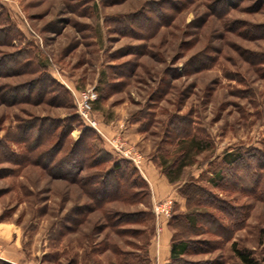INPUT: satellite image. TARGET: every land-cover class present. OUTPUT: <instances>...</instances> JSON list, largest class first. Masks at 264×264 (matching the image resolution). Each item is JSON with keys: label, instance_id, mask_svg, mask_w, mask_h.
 Returning <instances> with one entry per match:
<instances>
[{"label": "rangeland", "instance_id": "1", "mask_svg": "<svg viewBox=\"0 0 264 264\" xmlns=\"http://www.w3.org/2000/svg\"><path fill=\"white\" fill-rule=\"evenodd\" d=\"M68 86L97 94L92 118L123 150L141 155L142 169L85 126ZM81 136L88 153L110 161L77 171L88 153L68 149ZM196 140L207 147L192 148ZM258 149L264 0H0V264H151L162 220L190 242L173 264H245L234 244L264 264V199L212 181L220 167L233 168L225 153L240 152L246 165ZM114 161L140 179L123 199L99 204L117 193V173L98 195L103 179L95 172ZM147 165L167 175L186 205L154 197ZM193 178L206 193H193L188 206L180 187ZM133 192L141 193L134 199ZM211 193L241 214L240 228L230 230L224 212L199 204ZM167 198L171 216H158L155 202Z\"/></svg>", "mask_w": 264, "mask_h": 264}, {"label": "trees", "instance_id": "2", "mask_svg": "<svg viewBox=\"0 0 264 264\" xmlns=\"http://www.w3.org/2000/svg\"><path fill=\"white\" fill-rule=\"evenodd\" d=\"M16 59V58H15ZM83 122L84 120L81 119ZM186 121V119H185ZM85 126L86 123L84 122ZM92 128L93 130L97 131L96 129H94L91 126H87ZM98 132V131H97ZM53 134V131L51 132ZM184 133H186V135H188L187 137H189L191 131L188 130V128H186V130H184ZM184 135V136H186ZM48 139H50L52 136L48 135ZM187 137L183 138L182 140H180V142H183V140L187 139ZM45 140V135L40 132V135L38 137V143H42V141L44 142ZM179 142V143H180ZM83 146L86 150V152H92L93 150L88 146V144L86 143V140L84 139V136H81L79 140L75 141L71 148L68 149V155H73L75 153V151H77L78 147ZM57 147V146H56ZM55 147V148H56ZM195 149H204L207 147V143H205L202 140H196L194 141V144L192 146V148ZM58 148V147H57ZM56 148V149H57ZM60 148V147H59ZM102 150L96 151V152H101ZM190 151L191 149H188V151H186L180 158V161H182V163H184V161L187 160V157L190 156ZM53 151H47L45 152L46 157L49 160V163L51 161V164L53 163V159H52V154ZM255 154H259V156L257 157V159H255L256 161L252 164H244L245 163V158L244 156L240 153H234V152H230V153H225L224 157H223V163L225 162V164L229 165L230 167L233 168H229V170L227 172H225L223 169V167H220L218 170L215 171V176L213 178V182L214 184H216V186H218V188L222 189V190H228V189H234V190H241V191H247L249 192V194H253V196L259 198V199H264V183H263V179H264V150H255ZM92 153H88L86 154V156L83 157V162L85 161V163H82L78 165V170H83V168H93V167H98L99 165H103L105 163H107L108 161H110L111 156H107L105 155V158H96L94 156H92ZM68 159V158H67ZM89 161V162H88ZM59 164L56 165V168H59L61 166V162H58ZM72 163H74V161H72ZM50 164V165H51ZM54 165V164H53ZM127 163L125 162H121V161H114L110 167V169L108 170V172H102L101 169H99L97 172H95V175H97L96 178L98 179H103V184L101 187H98V189L94 192L95 194L100 195V191H103L105 189V183H106V177L108 174H110L111 171H114L117 173V179H116V191L117 193H110L109 195H107V197L105 198H101L100 200H98L99 204L105 202L106 200H109L110 198H122L123 196L127 195V188L128 190L133 187L136 186L137 182L136 180L139 181L140 178H136L131 180V176L135 173H138L137 170L134 168L132 170H129L127 167ZM228 169V168H227ZM224 171V172H222ZM250 171L251 174L248 177L247 173ZM263 178V179H262ZM125 179H127L129 181V183L127 182V185L124 184ZM193 182L190 183H185L183 186L180 187V192L185 195L188 198V206H190V200H191V195L193 193H195L196 195H203L206 192L204 191V189H200L199 187V183L198 178H193ZM249 181H251L250 183L252 184V190H248L247 187L245 186L246 183ZM230 185L231 188H230ZM127 186V188H126ZM202 188V187H201ZM202 190V191H201ZM141 193V192H140ZM139 192H133L132 194V198H136V196H138V194H140ZM135 196V197H134ZM123 199V198H122ZM203 203L199 202V204H204L207 205L209 207L215 208L216 211H222L225 213V216L229 219H231L232 225H231V229H238L241 226L238 225L237 221L238 218L241 217V214L239 215H235L234 210H226L229 206V203H226L224 200L220 199L219 196H217L214 193L210 194L209 198H206L204 201H202ZM234 207V206H233ZM236 210H238V208H236ZM205 217H209L210 220H215V223H219L216 219L218 218V216H216L215 213L212 212H207V216ZM201 219L205 220L204 216H200ZM187 219L189 222H192V224H195L198 220H199V214L198 213H190L187 216ZM202 220V222H203ZM208 223H211L210 221ZM220 224V223H219ZM234 224V226H233ZM225 227V226H224ZM189 244L190 242L186 241V240H182L181 238L178 240V237L176 235V232H173V238H172V247H171V259L172 262L171 264L175 263L176 261H178L179 259H181L182 255H184L185 253H187L188 249H189ZM234 250L237 254V256L240 258V260L245 263V264H263L262 262H260L258 259H256L251 251H248L246 249H240L236 246V244H234ZM262 261H264V258H262ZM1 264H9L7 262H3L1 261Z\"/></svg>", "mask_w": 264, "mask_h": 264}, {"label": "crops", "instance_id": "3", "mask_svg": "<svg viewBox=\"0 0 264 264\" xmlns=\"http://www.w3.org/2000/svg\"><path fill=\"white\" fill-rule=\"evenodd\" d=\"M144 174L152 185L153 194L156 199L172 196L179 202V206L186 205L184 198L179 195L177 188L174 187L167 175L163 172L152 169L151 166L147 165L145 166ZM159 227L161 231L158 244H153L150 252L151 264H171L173 228L167 220L160 221Z\"/></svg>", "mask_w": 264, "mask_h": 264}, {"label": "built area", "instance_id": "4", "mask_svg": "<svg viewBox=\"0 0 264 264\" xmlns=\"http://www.w3.org/2000/svg\"><path fill=\"white\" fill-rule=\"evenodd\" d=\"M70 90L73 92L75 97V104L77 107L78 114L80 117L84 120L87 126H91L94 129H96L99 133H101L103 136L106 137V139L113 144L119 152L125 154L127 157L131 158L133 162L136 164L137 167L142 169L141 163H142V157L141 155H135L130 150H123L124 148L118 144L114 139L109 138L102 132L100 127L98 126V123L95 119L92 118L90 110H91V104L90 101L94 98H96L97 94L93 92L92 90H83L81 92L75 91L73 88L68 86ZM174 200L172 198H167L162 202H155L154 208L158 216H171L172 207H173Z\"/></svg>", "mask_w": 264, "mask_h": 264}]
</instances>
